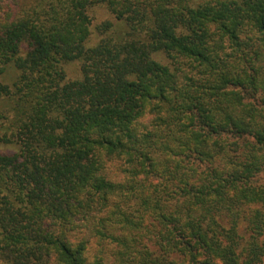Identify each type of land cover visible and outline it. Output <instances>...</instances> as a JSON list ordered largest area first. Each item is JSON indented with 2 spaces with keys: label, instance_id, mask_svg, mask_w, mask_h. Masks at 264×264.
I'll list each match as a JSON object with an SVG mask.
<instances>
[{
  "label": "trees",
  "instance_id": "trees-1",
  "mask_svg": "<svg viewBox=\"0 0 264 264\" xmlns=\"http://www.w3.org/2000/svg\"><path fill=\"white\" fill-rule=\"evenodd\" d=\"M264 0H0V264H263Z\"/></svg>",
  "mask_w": 264,
  "mask_h": 264
},
{
  "label": "rangeland",
  "instance_id": "rangeland-1",
  "mask_svg": "<svg viewBox=\"0 0 264 264\" xmlns=\"http://www.w3.org/2000/svg\"><path fill=\"white\" fill-rule=\"evenodd\" d=\"M263 264H264V262H263Z\"/></svg>",
  "mask_w": 264,
  "mask_h": 264
}]
</instances>
